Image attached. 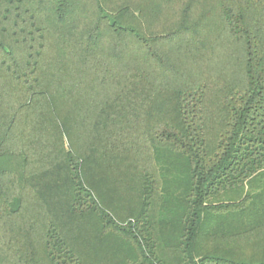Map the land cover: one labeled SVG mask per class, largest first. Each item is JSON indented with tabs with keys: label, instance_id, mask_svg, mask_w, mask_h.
Segmentation results:
<instances>
[{
	"label": "trees",
	"instance_id": "16d2710c",
	"mask_svg": "<svg viewBox=\"0 0 264 264\" xmlns=\"http://www.w3.org/2000/svg\"><path fill=\"white\" fill-rule=\"evenodd\" d=\"M0 264H264V0H0Z\"/></svg>",
	"mask_w": 264,
	"mask_h": 264
}]
</instances>
